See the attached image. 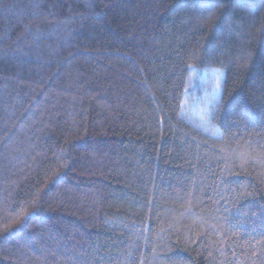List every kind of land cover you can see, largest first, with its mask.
I'll list each match as a JSON object with an SVG mask.
<instances>
[{
  "label": "trees",
  "instance_id": "trees-1",
  "mask_svg": "<svg viewBox=\"0 0 264 264\" xmlns=\"http://www.w3.org/2000/svg\"><path fill=\"white\" fill-rule=\"evenodd\" d=\"M0 264H264V0H0Z\"/></svg>",
  "mask_w": 264,
  "mask_h": 264
},
{
  "label": "snow or ice",
  "instance_id": "snow-or-ice-1",
  "mask_svg": "<svg viewBox=\"0 0 264 264\" xmlns=\"http://www.w3.org/2000/svg\"><path fill=\"white\" fill-rule=\"evenodd\" d=\"M197 3H200L202 6H208L211 0H197Z\"/></svg>",
  "mask_w": 264,
  "mask_h": 264
}]
</instances>
